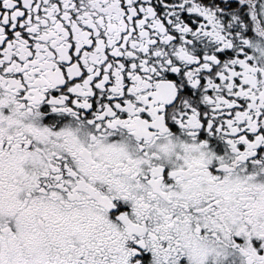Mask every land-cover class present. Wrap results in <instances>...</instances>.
<instances>
[{
    "label": "snow or ice",
    "instance_id": "obj_1",
    "mask_svg": "<svg viewBox=\"0 0 264 264\" xmlns=\"http://www.w3.org/2000/svg\"><path fill=\"white\" fill-rule=\"evenodd\" d=\"M0 264H264V0H0Z\"/></svg>",
    "mask_w": 264,
    "mask_h": 264
}]
</instances>
